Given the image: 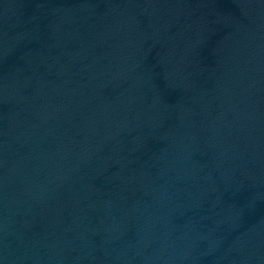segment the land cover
Masks as SVG:
<instances>
[{
  "label": "water",
  "instance_id": "1",
  "mask_svg": "<svg viewBox=\"0 0 264 264\" xmlns=\"http://www.w3.org/2000/svg\"><path fill=\"white\" fill-rule=\"evenodd\" d=\"M0 264H264V0H0Z\"/></svg>",
  "mask_w": 264,
  "mask_h": 264
}]
</instances>
